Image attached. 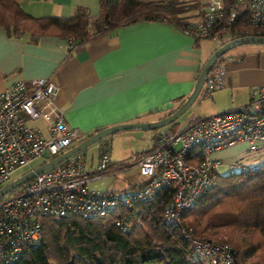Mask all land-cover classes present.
<instances>
[{
    "label": "built area",
    "instance_id": "built-area-1",
    "mask_svg": "<svg viewBox=\"0 0 264 264\" xmlns=\"http://www.w3.org/2000/svg\"><path fill=\"white\" fill-rule=\"evenodd\" d=\"M182 1L195 5L188 9L194 11L193 18H185L178 27L191 38L220 44L236 36L264 35V0ZM75 39L66 38L68 47ZM225 72V60L214 63L198 96H211L222 88ZM57 94L52 77L18 78L0 90V187L13 179L17 169H32L34 161L41 159L39 165L85 137L83 130L66 121ZM241 142L248 151L264 149V85L252 86L242 104L156 128L150 147L129 159L143 177L132 190L102 191L91 186L114 167L108 142L100 139L94 165L88 164L82 149L0 196V260L14 261L39 242L43 216H112L113 224L126 232L139 222L129 210L134 202L148 203L172 188L162 210L163 221L180 229L203 264H232L234 250L229 243L191 237L182 220L201 193L218 184L221 161L214 154Z\"/></svg>",
    "mask_w": 264,
    "mask_h": 264
},
{
    "label": "crops",
    "instance_id": "crops-1",
    "mask_svg": "<svg viewBox=\"0 0 264 264\" xmlns=\"http://www.w3.org/2000/svg\"><path fill=\"white\" fill-rule=\"evenodd\" d=\"M18 2L32 16H70L79 5L91 16L98 13V0ZM208 54L203 57L194 38L162 19L119 25L95 38L75 39L71 47L65 38L11 33L0 26V90L18 78L52 77L58 86L56 102L66 121L86 135L118 123L162 117L191 92ZM254 85H264V51L243 52L228 60L219 90L228 94L229 107L246 102ZM151 136L141 152L150 147ZM106 140L114 166L109 150L112 139ZM84 152L88 164L94 165L96 147L90 154ZM254 162L250 166H256Z\"/></svg>",
    "mask_w": 264,
    "mask_h": 264
},
{
    "label": "trees",
    "instance_id": "trees-1",
    "mask_svg": "<svg viewBox=\"0 0 264 264\" xmlns=\"http://www.w3.org/2000/svg\"><path fill=\"white\" fill-rule=\"evenodd\" d=\"M191 7L194 5L175 0H98L95 16L80 5L70 16H32L18 0H0V26L11 33L28 32L34 37L66 39L73 35L81 42L138 20L164 18L178 28ZM199 39H194L196 45ZM172 191L164 189L148 203L134 202L129 210L139 222L126 232L113 224L112 216H43L39 242L16 260H0V264H203L180 229L163 221L162 210ZM182 225L189 228L191 237L224 239L234 250L232 264H264V161L221 175L218 184L204 190L185 212Z\"/></svg>",
    "mask_w": 264,
    "mask_h": 264
},
{
    "label": "rangeland",
    "instance_id": "rangeland-1",
    "mask_svg": "<svg viewBox=\"0 0 264 264\" xmlns=\"http://www.w3.org/2000/svg\"><path fill=\"white\" fill-rule=\"evenodd\" d=\"M182 1V0H181ZM193 4L191 2H187ZM194 5V4H193ZM195 6V5H194ZM191 7L190 9H193ZM194 11L186 12L187 17L193 18ZM201 48L202 56L212 51L218 43L212 40L201 38L198 40ZM264 51V44L257 43H244L234 46L227 50L222 56L225 59V63L231 58H235L239 54L246 52ZM219 90V89H218ZM219 94L216 96L214 93L212 96H197L192 104L180 114L175 121L184 124L186 121L192 119L195 116H210L220 111L228 109L230 105L228 103V94L224 89L219 90ZM230 108V107H229ZM155 116H151L148 119H156ZM149 121V120H148ZM153 129H128L120 130L116 133L109 134L108 139H112L110 144V154L115 161V165L110 174H105L100 180L91 186L98 190H118L121 191L134 183L142 181L143 177L140 175L138 167L135 165H129V159L136 153L141 152L148 139L152 134ZM95 143L93 142L86 146L84 150L87 154L94 152ZM215 157L219 158L221 163L218 166V172L220 175H225L230 171H237L241 166H250L253 161L257 160L256 166L264 161V149L257 151H248L247 144L245 142L237 143L231 147L219 150L216 152ZM41 159H38L32 163L33 166L38 165ZM125 164L126 167H120V164ZM27 171V167H21L17 169L12 178H15ZM132 190V189H131Z\"/></svg>",
    "mask_w": 264,
    "mask_h": 264
},
{
    "label": "water",
    "instance_id": "water-1",
    "mask_svg": "<svg viewBox=\"0 0 264 264\" xmlns=\"http://www.w3.org/2000/svg\"><path fill=\"white\" fill-rule=\"evenodd\" d=\"M244 43H257V44H264V35L258 34H250V35H241L230 38L225 40L224 42L218 44L205 58L204 62L202 63L198 74L196 76L193 88L191 92L185 97L183 102L170 114L160 117L156 120L151 121H131V122H124L118 123L110 126H106L103 128L98 129L97 131L89 134L81 141L73 145L72 147L65 150L63 153L33 167L22 173L21 175L13 178L6 184L0 187V196L4 193L10 191L12 188L20 185L23 182H26L32 179L37 173L44 171L51 167L52 165L60 162L62 159L66 158L70 154L84 149L86 146L93 142H97L98 140L102 139L104 136H107L112 133H116L120 130H128V129H156L165 125L170 124L171 122L175 121L177 117L182 114L196 99L202 83L205 79L206 74L216 62V60L222 56L227 50L230 48L244 44Z\"/></svg>",
    "mask_w": 264,
    "mask_h": 264
}]
</instances>
